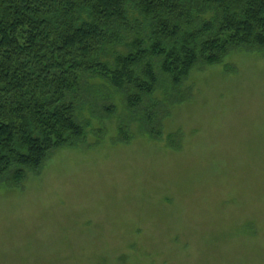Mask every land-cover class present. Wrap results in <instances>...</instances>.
Masks as SVG:
<instances>
[{
    "label": "rangeland",
    "instance_id": "1",
    "mask_svg": "<svg viewBox=\"0 0 264 264\" xmlns=\"http://www.w3.org/2000/svg\"><path fill=\"white\" fill-rule=\"evenodd\" d=\"M160 79L133 122L125 92L84 76L86 135L0 180V264H264V56L198 65L171 98ZM158 100L162 138L140 123Z\"/></svg>",
    "mask_w": 264,
    "mask_h": 264
},
{
    "label": "trees",
    "instance_id": "2",
    "mask_svg": "<svg viewBox=\"0 0 264 264\" xmlns=\"http://www.w3.org/2000/svg\"><path fill=\"white\" fill-rule=\"evenodd\" d=\"M234 50L264 56V0H0V180L21 186L52 152L86 135L69 101L84 76L125 92L134 122L161 75L171 98L198 65H219ZM151 107L140 123L162 138L154 113L163 102ZM116 111L104 109L109 118Z\"/></svg>",
    "mask_w": 264,
    "mask_h": 264
}]
</instances>
